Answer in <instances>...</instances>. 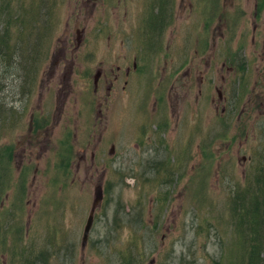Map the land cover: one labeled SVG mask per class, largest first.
<instances>
[{"label": "rangeland", "instance_id": "1", "mask_svg": "<svg viewBox=\"0 0 264 264\" xmlns=\"http://www.w3.org/2000/svg\"><path fill=\"white\" fill-rule=\"evenodd\" d=\"M158 1L0 0V264L245 260L227 206L264 160V0H182L152 32Z\"/></svg>", "mask_w": 264, "mask_h": 264}, {"label": "trees", "instance_id": "2", "mask_svg": "<svg viewBox=\"0 0 264 264\" xmlns=\"http://www.w3.org/2000/svg\"><path fill=\"white\" fill-rule=\"evenodd\" d=\"M39 13H41V10ZM23 14V18H19L17 15L14 19L20 21L19 24L26 29L29 20L26 18V11H23ZM11 20L10 18L7 20L8 25L12 24ZM8 34V29L3 30L2 34H0V54L3 56L6 55L7 48L9 47L10 49ZM29 44H32L31 47L30 45L28 46L30 49H34L33 53L35 54V52L38 51V39L34 40V43L30 42ZM22 49H24V47ZM34 54L28 57L32 60ZM36 64L35 62L34 68ZM256 163V169L259 168V171L257 173L256 171L253 172L255 174L252 176H250V173H247L250 177H246L243 184L238 183L234 187L227 206L234 231L247 246L246 258L241 264H264V160L259 159ZM140 255L141 251H139L136 256ZM132 257H134V255L128 251L126 253L127 260L123 261L121 264L142 263L141 259H131Z\"/></svg>", "mask_w": 264, "mask_h": 264}, {"label": "flooded vegetation", "instance_id": "3", "mask_svg": "<svg viewBox=\"0 0 264 264\" xmlns=\"http://www.w3.org/2000/svg\"><path fill=\"white\" fill-rule=\"evenodd\" d=\"M166 2H168V4H169V0H160L158 2H151L150 6L147 8V10L150 14H152L153 9L155 8L156 16H158V18H156L155 16L152 17V20H153V22H152L153 24L151 25L152 32L164 31L166 18L170 21V20H173L175 18V16L179 17V15L182 14L181 12H180V14L178 13L181 9H183V6L185 5V4H182V0H180V3H178L177 9L167 8ZM190 5H191L190 6V9H191L192 4H190ZM259 7H261V6H259V3L257 2V6L255 8L256 9L255 17L257 16V12H258L257 10L259 9ZM176 11H178V12H176ZM7 51H8V48L6 50V53H7ZM134 64H135V62H134ZM128 72H129V69L125 68V74L126 75ZM124 84H126V81H124Z\"/></svg>", "mask_w": 264, "mask_h": 264}, {"label": "water", "instance_id": "4", "mask_svg": "<svg viewBox=\"0 0 264 264\" xmlns=\"http://www.w3.org/2000/svg\"><path fill=\"white\" fill-rule=\"evenodd\" d=\"M98 73H99V71H97V73L95 75V79H96ZM102 195H103L102 186L100 184H98V185L95 186L93 203H92V206H91V208L89 210V213H88V215L86 217V220H85V223H84V226H83V231H82V236H81L83 241H85L87 239V237H88L89 230L91 228V225H92V222H93V219H94V207H95L96 204H98L102 200Z\"/></svg>", "mask_w": 264, "mask_h": 264}]
</instances>
